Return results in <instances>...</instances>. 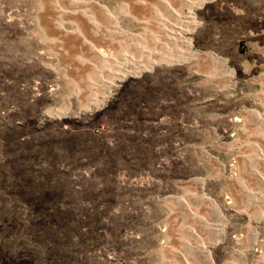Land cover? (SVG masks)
Returning a JSON list of instances; mask_svg holds the SVG:
<instances>
[{"label":"rangeland","instance_id":"obj_1","mask_svg":"<svg viewBox=\"0 0 264 264\" xmlns=\"http://www.w3.org/2000/svg\"><path fill=\"white\" fill-rule=\"evenodd\" d=\"M191 17L214 62L121 80L173 20L158 0H0V264H206L198 243L264 261V201L242 190L264 200V0Z\"/></svg>","mask_w":264,"mask_h":264},{"label":"bare ground","instance_id":"obj_2","mask_svg":"<svg viewBox=\"0 0 264 264\" xmlns=\"http://www.w3.org/2000/svg\"><path fill=\"white\" fill-rule=\"evenodd\" d=\"M158 1L162 4L163 9L165 11H168L173 16V18H172L173 22L171 21V22H167L166 24L164 23L165 26L163 24L160 25L161 36L155 40L153 49H150L143 44H141V45L136 44L137 48L136 47L135 48L137 49L140 56L144 57L143 60H140L139 58L133 59L132 58L133 56H129L128 54H127V56L122 57L123 62H122L121 66H123L124 68L121 67L122 72L120 74H118L119 75L118 79L122 80L126 76L132 75L135 71H138L141 68H143L146 65V63L149 61H161V60H169L170 61V58L172 57L171 56L172 53L175 56V57H172V58H174V60H179V59H184V58H187V59L188 58H191V59L195 58V59H203L204 61H207V62H211V61L214 62L215 61V58L211 54H202V53L195 52V51L191 52V48H190L189 44L187 43V38L185 36L186 32L189 29H191L194 25V21L192 20V17H191L192 11L195 9V7L199 1H206V0H180V3L181 4L184 3L183 6L184 5L186 6V10L184 12L183 11L177 12V10L174 9L172 7V5L167 0H158ZM176 2H177V0H176ZM103 13L111 20V17L104 10H103ZM163 18H162V20H164ZM86 44H88V43L86 42ZM88 48L90 51H94L96 53V55H99L100 57L105 59V53H103V51H101V50H99L93 46L91 47L90 44H88ZM111 60H113V59H111ZM118 70H120V69H118ZM101 81H102V79H101ZM255 117L257 119L261 120L257 115H255ZM256 153L259 156L258 160L264 161V158L261 156L259 151L258 152L256 151ZM252 172H253L254 176L257 179H259L263 184L264 183V177L257 174V172H255V171H252ZM242 190L244 192L251 194V199L253 201H264L260 197L256 196L257 192H253V191L248 190L246 188H244ZM200 201L208 203L205 198L200 199ZM215 218L217 219L216 221L219 220V218L217 217L216 214H215ZM212 226L213 227H211V228H212V230L215 231L214 233H216L217 236L220 237L222 233L220 232L219 228L215 227V226H219V224H212ZM195 250L197 251V253H201V255L204 257V259L206 261V264H212L211 259L208 257L206 247L202 243H198V245H196ZM185 264H187V263L185 262ZM259 264H264V261L260 260Z\"/></svg>","mask_w":264,"mask_h":264}]
</instances>
